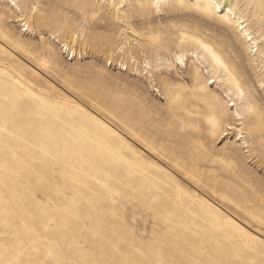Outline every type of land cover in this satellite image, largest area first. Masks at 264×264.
<instances>
[{
	"label": "rangeland",
	"instance_id": "374dc122",
	"mask_svg": "<svg viewBox=\"0 0 264 264\" xmlns=\"http://www.w3.org/2000/svg\"><path fill=\"white\" fill-rule=\"evenodd\" d=\"M0 264H264V0H0Z\"/></svg>",
	"mask_w": 264,
	"mask_h": 264
},
{
	"label": "bare ground",
	"instance_id": "6f19581e",
	"mask_svg": "<svg viewBox=\"0 0 264 264\" xmlns=\"http://www.w3.org/2000/svg\"><path fill=\"white\" fill-rule=\"evenodd\" d=\"M216 9V8H215Z\"/></svg>",
	"mask_w": 264,
	"mask_h": 264
}]
</instances>
